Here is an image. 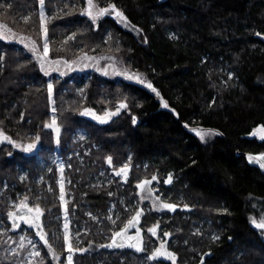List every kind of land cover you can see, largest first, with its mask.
<instances>
[{
  "label": "trees",
  "instance_id": "16d2710c",
  "mask_svg": "<svg viewBox=\"0 0 264 264\" xmlns=\"http://www.w3.org/2000/svg\"><path fill=\"white\" fill-rule=\"evenodd\" d=\"M94 1L101 8L114 4L128 27L112 16L91 21L82 14L86 0H44L53 15L47 25L51 57L72 63L82 55L113 56L143 75L155 91L98 70L46 76L28 51L0 40V135L38 147V154H27L15 152L10 143L0 146V187L18 181V166L28 169L30 179L19 180L15 195L20 187L25 194L42 191V199L36 193L29 198L43 209L44 232L62 264L67 253L57 219L62 212L57 169L41 185L32 177L38 155L48 161L57 147L65 158L79 149L84 164L76 155L69 158L70 209L78 214V224L85 220L90 228L81 235L83 244L100 246L107 264H142L146 257L148 264H264V230L252 223L264 221V161L258 159L264 154V0ZM0 21L43 46L40 0H0ZM87 109L94 116L85 115ZM52 115L62 128L58 142L57 135L45 131ZM102 115L107 122L96 119ZM194 129L214 135L201 140ZM79 130L88 134L86 141H73ZM108 157L111 172L131 165L129 178L120 181L112 173L109 185L88 188L89 176L110 170ZM169 174L172 183L166 184ZM140 179L156 182L170 202L191 210L147 214L143 255L109 252L104 245L131 212L123 210L115 228L104 216L111 201L138 199L134 182ZM14 189L0 196L6 207ZM182 197L185 202L178 201ZM87 208L104 217L102 226L85 215ZM198 220L205 221L201 234L194 231ZM4 224L9 227L10 221ZM152 227L159 239L148 231ZM7 243V235H0V264H21L25 250L10 255ZM160 246L163 255L152 258ZM40 247L36 264H53L47 247ZM95 260L94 253L75 256V264Z\"/></svg>",
  "mask_w": 264,
  "mask_h": 264
},
{
  "label": "rangeland",
  "instance_id": "374dc122",
  "mask_svg": "<svg viewBox=\"0 0 264 264\" xmlns=\"http://www.w3.org/2000/svg\"><path fill=\"white\" fill-rule=\"evenodd\" d=\"M88 4L86 0V7L83 11V15L86 16L88 19L93 21L91 17H89L86 13L88 10ZM109 9V12H112V9L110 6L105 7ZM101 7L93 0L92 3V13L93 16L96 17L95 22H98L100 19L106 17V16H112L115 19L119 21L121 25H124L128 27V22L124 16L117 17L114 13L109 15V14H103L101 15ZM59 12H61V9H58ZM58 11L54 13V15H58ZM43 12V19H42V32H43V46H40L36 41H33L32 39H29L28 37L22 36L20 33L15 32L9 25L6 23L0 21V23L3 24V26L0 25V40L5 41V42H15L18 44V46L22 47L26 51H28L35 59H37L40 64L43 63V70L42 72L46 76H51L53 74H57L59 76H65L70 74L71 71L75 70L78 73H86L91 70H98L102 73H105L107 76L111 77H118L125 79L129 82H137L140 83L137 77L139 79L144 80V84L147 86L149 83L141 74H138L136 72L131 71L130 69L127 68V66L123 63V61L119 58L113 57V56H99V55H82L80 58L77 60L73 61L72 63L67 62L64 59H53L51 57V52H50V43L51 40L48 38V36L45 37V31L44 29H47L48 23L52 20L51 14H49L46 10V8L41 5V13ZM28 21V18L25 20ZM47 41L48 45V54L47 56L44 55V44ZM40 57L42 59L40 60ZM141 84V83H140ZM51 99L53 100V92L51 93ZM53 103V102H52ZM55 111L52 110V114H54ZM88 116H94V114H85ZM105 115V114H104ZM102 115V116H104ZM53 116V119L56 120L55 116ZM102 120H105V116L101 118ZM101 121V120H100ZM198 131L204 132L205 139H209L213 137V133L207 130H196L194 131V134L197 135ZM211 133V134H208ZM260 135V134H259ZM198 136V135H197ZM252 137L258 136L257 132H253L251 134ZM37 135H34V141L36 140ZM88 137V134L83 131L79 130L77 131L74 136H73V141L78 142V141H86ZM262 139L264 140V132L262 133ZM57 140V139H56ZM18 147L13 148L14 151L16 152H22L23 151V144L24 142L19 141L18 142ZM18 149V150H15ZM20 150V151H19ZM85 153H89V149L85 148ZM72 155H76L82 164H84V156L80 154L79 149H75L72 153L67 155V158H65L63 155L60 154V148L57 147L56 150L50 154L49 160L47 161L43 156L38 155V162H37V174L32 177L34 179L35 177V183L37 185H41L45 183L44 176H49L52 174V169L55 167L58 172V177H57V186L59 189V201L61 202V209L62 212L61 214L57 217L59 221V235L63 237L65 241V249H66V258L64 263L62 264H68L67 262V257L69 255L68 252V245L69 243L72 245L73 248V264H75V256L78 255H83V254H88L92 255L93 253L96 255V260L94 264H107V259H102L100 258L101 256L99 255V251L101 249L100 246L95 245L94 243L90 244H83L81 240V235L84 233H89L90 228H88L86 225V221L83 220V224H78L76 222V217L78 214H76V211H73V209H70V204H72L74 200V192L71 189V183H72V177L73 175H69V170L71 169V163L69 158L72 157ZM125 165L131 167V165L124 164L121 167H124ZM119 167V168H121ZM119 168H116L117 170ZM17 179L18 181L13 182V184L9 185L6 181L3 182L2 186L0 187V196L6 192L11 190V188H14V191L12 190L11 192H8V195L10 196V199L7 200V207L4 205L3 202H0V209L2 208L3 214L0 216V235L6 234L8 243H7V248L9 251L10 255L15 254L16 252H19L21 254V250H25V254L22 257V262L21 264H36L39 258L42 256V250L40 245L43 244L47 247L49 253L53 257V264H61V255L57 253L56 250H54L53 245L50 243L47 235L44 232V228L42 225V222L40 220L37 221L36 224H39L40 227L37 228L36 226L33 228L32 233L30 234L29 229H24L22 232H19L18 235H13V228L14 226L12 223H10L9 227H4V223L7 222L8 214L9 211L15 210L17 207V204H22L24 206H27V204H30L31 199L29 197H32L33 194L36 193V191L29 189L30 191L25 194L24 191L22 190L24 194L21 196H16L15 192L17 187H19V182L24 183L26 180L29 181L30 179V174L28 176V170L25 169L24 167L18 166L17 167ZM112 170L110 169L109 171L105 169H101L100 173L89 176V178L86 181V186L88 188H97L100 187L104 184L109 185L110 183L113 182V177H112ZM124 175H122L119 179H123ZM20 180V181H19ZM81 182H84L82 178L80 179ZM144 181H149L150 183L144 184ZM49 183V182H48ZM172 183V182H171ZM136 188L135 192L137 193L138 199L137 198H131L129 201H126V199H122L121 201L113 200L110 202L109 205V213L107 216H104L112 225V228H115L116 225L119 223L121 220V216L124 212H131L130 217L128 218L127 221L124 222L122 228L128 223V221L136 215L137 211L142 210V218H145V216L149 213L152 212H158L160 213L161 216L166 215V213H176V212H187L191 210V207H185V205H177V208L175 211L163 209V204L165 203H172L170 202L171 197L170 196H165L163 193V190L161 189V186H159L156 182L152 181L151 179H140L136 183ZM142 185V186H141ZM32 188L36 187L34 184H30ZM41 191V190H39ZM42 193V192H41ZM61 196H63V199H61ZM159 197V199H157ZM18 199L19 202H18ZM179 202H185L184 197L178 198ZM29 202V203H28ZM122 206V211L120 210L119 206ZM33 207V206H32ZM33 209H35L33 207ZM1 212V211H0ZM85 215L93 220L94 223H96L98 226H102L104 224V217H100L97 215L96 212L91 211L89 208L85 210ZM67 225V228L65 227ZM153 228V227H152ZM145 229V228H144ZM157 229V227H156ZM205 229V221L203 222L202 220H198L194 224V231L197 232L198 234H201ZM264 230V229H263ZM12 231V233H11ZM117 230L114 231V233ZM91 233V232H90ZM43 237V239H42ZM155 237L159 236L158 234L155 235ZM45 240H47V243H45ZM51 246V247H50ZM160 252L162 253V247L160 246L159 248ZM36 253H39L37 255ZM142 264H148V257L144 258L142 260Z\"/></svg>",
  "mask_w": 264,
  "mask_h": 264
},
{
  "label": "snow or ice",
  "instance_id": "6c2138e0",
  "mask_svg": "<svg viewBox=\"0 0 264 264\" xmlns=\"http://www.w3.org/2000/svg\"><path fill=\"white\" fill-rule=\"evenodd\" d=\"M92 3H93V0H87V4H88L89 7H88V10H87V13H86V14H87L89 17H91V18L93 19V22H95L96 17L93 16V13H92V10H91ZM40 4L43 5V4H44V0H40ZM110 7H111V9H112V12H109V9H108V8H102L100 14H101V15H103V14H109V15H111V14L114 13L117 17L123 16V13L119 12V11L116 9V7H115L114 4L111 5ZM41 17H42V19H43V12L41 13ZM44 31H45V37H46V36H47V29L45 28ZM43 51H44V55L47 56V54H48V45H47V41H46L45 44H44ZM41 68H42V70H43V63L41 64ZM136 79H138L139 82H140L141 84H144V80L139 79L138 77H137ZM53 87H54V85H53L52 83H49V84H48V92H49V94L52 93V91H53ZM147 87L152 88V90L155 91V89L153 88V86H152L151 83H148V84H147ZM164 106L167 107V104H165ZM120 107H126V104H121ZM53 111H55V109H53ZM85 114H92V111H91L90 109H87V110H85ZM108 115L110 116V115H112V113H109ZM96 119L101 120V122H107V121H105V120H102L99 116H97ZM136 122H137V121H136V118H133V124H136ZM56 123H57V121H56L55 119H53V121H52V125H55ZM52 125H47V127H52ZM55 130H56L57 134H59L60 131H61V129H60L59 127H57ZM194 131H196V130L194 129ZM208 134H211V133H208ZM197 135L200 137L201 140H204L206 134H205L204 132H202V131H198V132H197ZM39 139H40L39 136H37V137H36L37 142L39 141ZM58 141H59V135H57V142H58ZM13 143H14V142H13ZM36 147H37V144H36V143H30V144H28V145L24 148V151H26V152H31V151H32L34 148H36ZM249 159H250V161H251L252 157L250 156ZM258 159H260L261 161H264V154H262ZM111 161H112V158H111V157H108V162L111 163ZM260 167L264 168V163H261V164H260ZM127 171H128V168H127V165H125L123 168L120 169L119 172H117V175H120L121 173H126ZM156 179H157V177H155V176L152 177V180H156ZM164 182H165L166 184H170V183L172 182V176H171V174H169L168 178H167ZM148 183H150V182H149V181H144V184H148ZM141 186H142V185H141ZM61 199H63V196H61ZM157 199H159V197H157ZM185 207H188V206L185 205ZM176 208H177V205L172 204V203H165V204H163V209H167V210L175 211ZM35 211H36V213H37V218H39V216L42 215V210L40 209L39 206H36ZM12 215H13L12 213H9V216H10V217H11ZM141 215H142V210L137 211V212H136V215L133 217V219L128 221L127 225L125 226V229H123L121 232H116V233H115V237H119V236H121V235L123 234L124 231H127V228L133 226V225H134V224L140 219ZM252 223H253V225H254L257 229H264V221H262V222H260V223H257L256 220H253ZM35 226H36L37 228L40 227L39 224H36ZM65 227L67 228V225H65ZM148 231H149L153 236H155V235L157 234V229H156V227L149 228ZM165 235L167 236V235H170V234H169V233H165ZM115 237L113 238V244H114V245H115ZM42 239H43V237H42ZM45 243H47V240H45ZM50 247H51V246H50ZM67 250H68V252H69V255H68V257H67V262H68V264H73V256H72V253H73L74 250H73L72 245H71L70 243H69V245H68V249H67ZM137 250H138V251H142V250H143L142 245H141V246H137ZM36 254L39 255V253H36ZM160 255H163V253H161L160 250L157 249V250H156V253L154 254V256H153L152 258H155V256H160ZM168 255H169V257H170L172 260H175V255H174V253H169Z\"/></svg>",
  "mask_w": 264,
  "mask_h": 264
},
{
  "label": "water",
  "instance_id": "95a60500",
  "mask_svg": "<svg viewBox=\"0 0 264 264\" xmlns=\"http://www.w3.org/2000/svg\"><path fill=\"white\" fill-rule=\"evenodd\" d=\"M120 113H121V109H119L116 113H114V115H119ZM111 116H113V115H110V116L108 115V118H110ZM47 125H52V123H48L45 125V131L51 132L55 135H61L62 134V128L60 127L59 124L56 123L55 125H52V127H47ZM57 127H59L61 129L59 134H57V132L55 130ZM0 136H2V135H0ZM107 163H108L109 168L112 169L113 168L112 161H111V163H109V162H107ZM121 168H123V167H121ZM121 168H119L118 170H113L112 173L115 177H121L122 175H124L123 181L125 182L130 176L131 167L127 166L128 171L126 173H121L120 175H117V172H119ZM133 217L130 220H132ZM20 221H24V218H21ZM25 221L32 222V219L27 218ZM125 226L123 228L117 230L116 232H121L123 229H125ZM115 233L112 235V238L110 239V241H108L104 245L105 250H107L109 252L128 251V252H132L133 254H135L137 256H141L145 253L146 238H145V230L143 227L142 216L133 226L127 228V231H124L121 236L115 237ZM114 237H115V245L113 244V238ZM141 245H142L143 250L138 251L137 246H141Z\"/></svg>",
  "mask_w": 264,
  "mask_h": 264
},
{
  "label": "flooded vegetation",
  "instance_id": "af4514ba",
  "mask_svg": "<svg viewBox=\"0 0 264 264\" xmlns=\"http://www.w3.org/2000/svg\"><path fill=\"white\" fill-rule=\"evenodd\" d=\"M14 142V143H13ZM7 143H10L13 148L15 147H18V141L15 142V141H11V140H8L6 136H0V146L2 144H7ZM30 143H26V144H23V151H24V148ZM15 150H18V149H15ZM20 151V150H19ZM25 153L27 154H38V147L34 148L31 152H26L24 151ZM123 178V177H122ZM42 191H39V192H36L37 194V197L38 198H43V194L41 193ZM41 193V195H40ZM23 193L21 187L20 189H18L17 191V194L16 196H21ZM1 199V198H0ZM20 199H18V202H19ZM29 203V202H28ZM36 208V206H39L37 203L35 202H32L30 201V204H27V206H24L22 204H17V207L15 208V210L13 211H9V213H12L13 215L10 217L9 214L7 215L8 216V221H10V223H12V225L14 226L13 228V232H16L19 234V232H22L24 229H29L30 230H33V228L35 227L36 223L38 220H40L42 222V219L44 217V211L43 209L40 207V209L42 210V215L39 216V218H37V213L35 211V209H33V207ZM2 211L0 212V216L2 215ZM21 218H24V221H20ZM32 219V222H28V221H25L26 219ZM162 252H163V249H162Z\"/></svg>",
  "mask_w": 264,
  "mask_h": 264
}]
</instances>
